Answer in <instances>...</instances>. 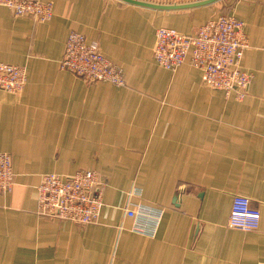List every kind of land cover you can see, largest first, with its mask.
<instances>
[{
	"label": "crops",
	"instance_id": "obj_1",
	"mask_svg": "<svg viewBox=\"0 0 264 264\" xmlns=\"http://www.w3.org/2000/svg\"><path fill=\"white\" fill-rule=\"evenodd\" d=\"M37 1L53 5L50 21L0 7V62L26 74L21 92L0 91V152L14 174L12 191L0 194V264H264V0L177 11ZM218 15L244 25L241 70L251 79L241 98L206 88L188 64L172 73L152 58L156 29L191 35ZM70 32L96 42L125 85L61 71ZM83 170L104 182L97 222L38 215L41 176ZM233 197L259 211L256 231L228 227ZM130 204L161 211L154 236L131 231Z\"/></svg>",
	"mask_w": 264,
	"mask_h": 264
},
{
	"label": "built area",
	"instance_id": "obj_2",
	"mask_svg": "<svg viewBox=\"0 0 264 264\" xmlns=\"http://www.w3.org/2000/svg\"><path fill=\"white\" fill-rule=\"evenodd\" d=\"M0 7L14 17H29L38 23L52 18L53 5L37 0H0ZM243 23L232 16L218 15L206 21L191 35L172 28L155 31L152 58L160 68L174 72L183 64L200 72L202 84L224 94L235 93L237 98L246 91L251 76L241 70L248 42ZM59 69L87 82L124 86L122 70L108 60L96 42L84 35L70 32L65 41ZM26 84L23 68L0 62V91L21 92ZM12 159L0 152V194H9L14 186ZM104 182L93 171H77L62 177L56 174L41 176L36 188V211L48 219L89 225L97 222L103 208ZM124 215L132 220L131 231L154 236L161 211L141 205H126ZM260 213L246 197H233L228 215L229 228L244 233L256 231Z\"/></svg>",
	"mask_w": 264,
	"mask_h": 264
},
{
	"label": "water",
	"instance_id": "obj_3",
	"mask_svg": "<svg viewBox=\"0 0 264 264\" xmlns=\"http://www.w3.org/2000/svg\"><path fill=\"white\" fill-rule=\"evenodd\" d=\"M123 3L129 4V5H134L142 8H147V9H152L155 11H177V10H186V9H193L197 7H201L204 5H209L212 4L216 1L219 0H203V1H198L194 3H189V4H175V5H160V4H152L144 1H139V0H119Z\"/></svg>",
	"mask_w": 264,
	"mask_h": 264
},
{
	"label": "rangeland",
	"instance_id": "obj_4",
	"mask_svg": "<svg viewBox=\"0 0 264 264\" xmlns=\"http://www.w3.org/2000/svg\"><path fill=\"white\" fill-rule=\"evenodd\" d=\"M162 26H166V24H164V25H162ZM166 27H171V28H172L173 26H166ZM197 29H198V28H197ZM197 29H196V30H197Z\"/></svg>",
	"mask_w": 264,
	"mask_h": 264
}]
</instances>
